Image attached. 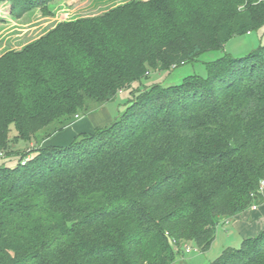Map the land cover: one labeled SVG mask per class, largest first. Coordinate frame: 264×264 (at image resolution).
<instances>
[{
	"label": "trees",
	"instance_id": "trees-1",
	"mask_svg": "<svg viewBox=\"0 0 264 264\" xmlns=\"http://www.w3.org/2000/svg\"><path fill=\"white\" fill-rule=\"evenodd\" d=\"M53 0H0L14 19ZM264 25V0L131 1L0 55V264H173L264 202V44L153 83L115 120L47 144L151 71ZM17 134L11 139V126ZM15 141H34L14 153ZM213 264H264V230Z\"/></svg>",
	"mask_w": 264,
	"mask_h": 264
},
{
	"label": "rangeland",
	"instance_id": "rangeland-1",
	"mask_svg": "<svg viewBox=\"0 0 264 264\" xmlns=\"http://www.w3.org/2000/svg\"><path fill=\"white\" fill-rule=\"evenodd\" d=\"M131 1L133 0H53L48 4L46 10L34 9L25 13L18 19H14L8 15L7 19L0 20V55L9 50H20L26 44L47 33L59 22L82 17L98 16ZM7 8L6 4H2L0 6V12L2 14L6 13L8 10ZM263 44L264 25L249 34L245 33L237 35L231 38L222 49L207 51L200 54L193 62L181 65L171 71H151L149 75L146 74L147 77L143 78L141 82H135L131 87L123 89L112 101L105 104L106 107L104 111L107 110L111 118L104 123H109L110 121L115 120L121 113H123L129 99L146 86H150L153 83H161L167 86L171 84H179L185 77L194 74L207 77L208 70L206 62L215 60L226 54L240 57ZM104 111L95 114L92 118L90 114L86 115L85 121H102ZM16 134L17 131L14 125H12L10 132L11 139L14 138ZM33 145L35 146L34 141H13L11 144L15 151L14 153L20 152L25 153V155ZM4 159L10 160L5 154H1L0 164L3 163ZM262 193L264 196V185ZM257 206L260 210H264V202L258 203ZM261 221L262 219L259 218L258 215L256 216L252 207H249L238 215L236 223L232 221L231 223L229 222L228 224L225 223L218 226L217 235L211 248L206 252L198 250V253H196L202 255V258L207 261H198L197 263L213 264L212 262L214 259H216L226 247H240L242 239H239L238 234L242 231V228H249L261 224L264 225V221ZM239 225H241V227H239ZM262 229L263 228H260L258 232H252V234L247 237L256 236L262 231ZM189 246L192 250L197 248V245L194 242L189 243Z\"/></svg>",
	"mask_w": 264,
	"mask_h": 264
},
{
	"label": "crops",
	"instance_id": "crops-1",
	"mask_svg": "<svg viewBox=\"0 0 264 264\" xmlns=\"http://www.w3.org/2000/svg\"><path fill=\"white\" fill-rule=\"evenodd\" d=\"M105 107L106 105L101 107L98 111L90 114L91 118L94 117L95 114H98L101 111H104ZM85 117L86 116L81 117L74 124L67 127L63 132L57 134L55 137H53L51 140L47 141L46 143L47 144H67L71 142L76 135L83 133V132H92L96 127L107 124L104 122L108 119L110 120L111 118L107 110L104 111L103 120L99 122H95V121L87 122L85 121ZM254 206H256V208H254ZM254 206H252V210H254L256 216L258 215L259 218L262 219L261 222H263L264 221V210L263 209L260 210V208L257 205H254ZM238 215L234 216L232 220L231 219L224 220L220 225H223L225 223L228 224L229 222L231 223L232 221L236 223V218L238 217ZM239 227H241V225H239ZM260 228H263L262 230H264V225L261 224V225H257V226H253L249 228L247 227L242 228V231L239 232L238 234L239 239L240 240L242 239L243 241L245 238H248L247 236L252 234V232L253 233L258 232ZM196 253H198V251L195 249L193 250L191 249L190 251H185L184 255L179 257L173 264H195V263L198 264L197 263L198 261H205V262L207 261V260H204V258H202L203 257L202 255H198Z\"/></svg>",
	"mask_w": 264,
	"mask_h": 264
},
{
	"label": "built area",
	"instance_id": "built-area-1",
	"mask_svg": "<svg viewBox=\"0 0 264 264\" xmlns=\"http://www.w3.org/2000/svg\"><path fill=\"white\" fill-rule=\"evenodd\" d=\"M263 185H264V182H263L262 186H263ZM254 208H256V206H254ZM190 250H191V247H190V246H189V247L187 246V247H186V251H190ZM195 250H196V249H195Z\"/></svg>",
	"mask_w": 264,
	"mask_h": 264
}]
</instances>
